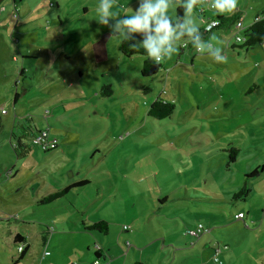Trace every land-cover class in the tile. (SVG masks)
Masks as SVG:
<instances>
[{
	"label": "rangeland",
	"instance_id": "374dc122",
	"mask_svg": "<svg viewBox=\"0 0 264 264\" xmlns=\"http://www.w3.org/2000/svg\"><path fill=\"white\" fill-rule=\"evenodd\" d=\"M98 5L0 0V264H64L62 256L42 263L46 248L71 246L61 221L73 228L97 219L106 221V235L74 237L80 251L72 257L81 254L83 264L94 263L97 249L105 261L98 264H264V48L248 47V55L240 49L223 69L209 62L218 92L194 89L205 82L190 77L189 57L176 59L179 46L155 74L141 76L143 57L121 55L120 37L98 22ZM137 7L138 0H116L112 11L130 15ZM254 80L258 88L237 93ZM105 83L112 97H99ZM156 99L173 104L170 116L147 115ZM24 118L46 131L51 145L18 159L11 133L20 135ZM229 156L236 160L228 164ZM244 181V201L213 202ZM198 224L208 232L186 233ZM17 234L29 244L22 257ZM41 234L50 240L44 247Z\"/></svg>",
	"mask_w": 264,
	"mask_h": 264
},
{
	"label": "clouds",
	"instance_id": "9594fccd",
	"mask_svg": "<svg viewBox=\"0 0 264 264\" xmlns=\"http://www.w3.org/2000/svg\"><path fill=\"white\" fill-rule=\"evenodd\" d=\"M204 0H138V7L131 14L121 15L112 11L116 0H99L96 9L101 25L111 29L112 36L120 37V43L133 41L129 47L144 53L157 64L177 52L178 42L191 43L200 54L210 56L215 62H227L222 46L205 40L194 15V9ZM211 8L219 14H232L238 8V0H210ZM173 6L184 9L183 16L175 20L168 14ZM134 34L142 39L136 41ZM111 36V37H112ZM215 39V38H213Z\"/></svg>",
	"mask_w": 264,
	"mask_h": 264
},
{
	"label": "crops",
	"instance_id": "0c3cea01",
	"mask_svg": "<svg viewBox=\"0 0 264 264\" xmlns=\"http://www.w3.org/2000/svg\"><path fill=\"white\" fill-rule=\"evenodd\" d=\"M194 11H195L194 15L196 17L197 23L199 24V26L201 28L205 27L207 25V23L212 21V19H215L216 16L222 17L224 20L227 21V23L224 26H222L220 28L213 29L208 34V36L205 37L204 39L206 41L211 39L212 43H214L213 41L215 39H217L219 41V43L221 44L220 46H222L224 48L225 53L228 57L227 62H223V63L230 64V61H231L230 59H233L234 61L237 62V59H239L241 53L244 52V51H241L240 49L246 50V48H240L239 47L240 43L234 42V37L235 36H242L243 37V31L248 29L254 23V20L257 16L264 13V0H238V8L232 14H227V13L219 14L213 8H211L210 0H204V2H202L201 4H198L196 6ZM170 16H172V15H170ZM236 22H241V24H242L241 29H237L235 27ZM213 38H215V39H213ZM259 45L261 48H264V41L262 43H260ZM178 46H179V54H178V57L176 59H178L180 57L179 60H185L186 57H189L191 60V68H192V71L189 73L190 77H193V75H198L200 77V80H203L205 82V83H202L199 81L198 84H192L194 89H196L197 85H198V89L204 91L209 86H212L214 88V90L216 92H218L217 88L219 85V77H218L216 72H214L212 69L209 68V65H208L209 62H211L213 64H215L216 62L210 56H208L206 54L198 53L196 51V49L191 45V43H187V45L185 46V42L180 41V44ZM250 51L251 50L248 49L244 53L246 55H248L250 53ZM263 51H264V49H263ZM84 55L85 54H83L80 58L83 59ZM258 55H260L259 52H258ZM179 60H178V62H179ZM164 63L166 65L165 61H164ZM223 63L220 62V67L222 69L225 67L223 65ZM158 64L161 66V62ZM196 64H197V66H201V70L199 67H195ZM241 64H249V62L243 61ZM160 66H159V68H160ZM186 66H188V65H186ZM194 68L197 69L198 71H196ZM158 69L156 70V72L158 71ZM259 74L264 75V69H262V72ZM259 74L256 76V78L259 77ZM79 76H82V74L80 73ZM226 79H227V77L224 76V80H226ZM252 83H253V85L248 83V82H245V84H240L238 87L239 90L237 91V93L240 94L241 96L244 94L246 95V94L252 92L255 88L259 87V85L255 84V80ZM225 86H226V83L223 82V84L221 85V88L225 89ZM246 89H248V90L246 91ZM147 90H149V88H147ZM94 92L96 93L95 89H94ZM98 221L106 222L103 219H97L96 221H87V223H89V224L85 225L86 222L81 221L80 224L73 223L71 225L73 228H71V227H69L70 226L69 222L61 221V223L64 224V229H62V232L66 233L68 239L71 241V243H70L71 246L69 247V243H68L64 249H61V247H57V246L55 248H54V246H52V248L50 250L46 248L45 250H47V251L45 254L43 253V256H42V257H44L42 260V263L53 262L62 256L64 264H83L81 254H79V256L78 255L74 256V258L72 257L74 251H76V252L80 251V245L74 240V237H75V235L76 236L88 235L87 233H89L90 236L95 235L96 232H89L88 230H86V227L89 226L90 224H93V223L98 222ZM46 234H49V230L47 228L45 230V235ZM45 235L41 234V236H40V245L42 247L46 246L47 241L49 240L48 238H46ZM27 245L29 247V244H27ZM64 250H65V252L68 253V256H70V257H66L62 253V251H64ZM95 252H98V251H95ZM95 252L93 254L95 260L96 259L99 260L101 258V260L104 261V257L102 256V254H99V253L96 254ZM88 264H90V262Z\"/></svg>",
	"mask_w": 264,
	"mask_h": 264
},
{
	"label": "trees",
	"instance_id": "16d2710c",
	"mask_svg": "<svg viewBox=\"0 0 264 264\" xmlns=\"http://www.w3.org/2000/svg\"><path fill=\"white\" fill-rule=\"evenodd\" d=\"M20 0H12L13 5H16L17 2H19ZM15 7V6H14ZM174 16H171L173 18V20H175V18L179 15V16H183L184 14V9L176 6L174 8ZM258 19L256 21H254V23L246 30L243 31V37H244V41L240 43V48H248L251 46H255L258 45L260 43H262L264 41V13L260 14L259 16H257ZM218 22V26L215 28H220L222 26H224L227 21L224 20L222 17H218L216 16L215 19ZM215 28H212L210 30H206L205 27H200V31L203 34V37H207L208 34ZM135 40L136 41H140L142 39V37L139 34H135L134 35ZM133 41H128V42H124V43H120L119 44V51L121 53V55L125 58H130L134 55H139L142 56V67L140 70V75L141 76H147L149 74L153 75L156 70L159 68V64H157L156 62H154L152 59H150L143 51V49H140L139 52L134 51L133 49H131L129 47V44L132 43ZM192 45V44H191ZM148 87H146L147 90ZM113 88L111 86V84L109 83H105L104 85L101 86V89L99 91V97L101 98H109L113 96ZM17 96V95H15ZM173 104L170 102H164L161 101L159 99H156L149 107L148 111H147V115L156 119V120H161V119H165L166 117L170 116L172 111H173ZM24 124L21 123L20 121L18 122V127L21 125V132L20 135L17 137L15 135V132L11 133V139L14 140V144H12V148L13 151L16 154V157L19 159H22L25 155H27V153L31 150V148L34 146H36V144L33 143V140L35 138H37L40 134L41 131H38L34 125H32V121L30 118H24ZM18 133V132H17ZM28 141L27 143H24L23 141ZM43 152H46L48 150H42ZM238 152V147H232L230 149V153H232L233 155H237ZM236 160V157H228V161L227 163L230 164L232 162H234ZM264 170V166H262L260 172H262ZM259 172H254L251 173L250 175H245V178H253L255 176L258 175ZM84 182H80V183H76L73 185H69L66 188H64L61 191L58 192H54L51 194H48L46 197L43 198V200L40 202V204L42 205H46V204H50L54 201H56L57 199L62 198L65 194H67L69 192L70 189L72 188H76L79 187L81 185H83ZM250 192V188L248 185L247 181H244L243 186L241 187V189L236 192L235 194H225L224 197L225 198H221V195H217L219 196L218 200H213V202L215 201L217 204H224V203H236L238 201H244ZM214 195V194H212ZM230 195V196H228ZM205 201V200H203ZM212 200H207L205 202H209ZM188 226V225H187ZM198 225H196L195 227H190L188 228L186 231V233L190 234V231L195 229ZM203 227V225H201ZM204 232H208V230H206V228H204ZM86 230H88L89 232H96V233H102L103 235H106L108 232V226L107 223L104 221H98L95 222L93 224H90L89 226L86 227ZM204 232L200 233L199 235H191V236H201ZM13 243H21L24 244L23 247H18L20 248V256L22 257L28 250V245L26 240L20 236V235H15L13 238ZM98 251V250H97ZM100 252V251H99ZM96 254H98V252H95ZM213 260L215 262L218 261V252H214V256H213Z\"/></svg>",
	"mask_w": 264,
	"mask_h": 264
},
{
	"label": "built area",
	"instance_id": "2783aa9c",
	"mask_svg": "<svg viewBox=\"0 0 264 264\" xmlns=\"http://www.w3.org/2000/svg\"><path fill=\"white\" fill-rule=\"evenodd\" d=\"M257 19H258V17H256L254 21H256ZM217 26H218V22L216 20H213V21H210L209 23H207V25L205 26V29L206 30H210V29L215 28ZM235 27L237 29H241V27H242L241 22H236L235 23ZM243 41H244V37H242V36H235L234 37V42L235 43H241ZM46 138H47V132L46 131H41V134L37 138H35L33 140V143L36 144V146L40 145V149L41 150H48V147L51 144L47 142ZM242 217H243V215L241 213H239L236 216V218H238V219H241ZM202 232H204V229L201 226V224H198V226L195 229L190 231V234L191 235H199ZM19 250H20V248H19ZM93 264H98V263L95 260Z\"/></svg>",
	"mask_w": 264,
	"mask_h": 264
}]
</instances>
